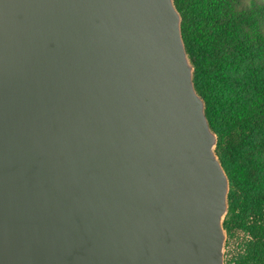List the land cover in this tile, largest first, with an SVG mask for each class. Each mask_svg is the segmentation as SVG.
Here are the masks:
<instances>
[{
    "label": "water",
    "instance_id": "water-1",
    "mask_svg": "<svg viewBox=\"0 0 264 264\" xmlns=\"http://www.w3.org/2000/svg\"><path fill=\"white\" fill-rule=\"evenodd\" d=\"M193 77L174 0H0V264H225Z\"/></svg>",
    "mask_w": 264,
    "mask_h": 264
},
{
    "label": "trees",
    "instance_id": "trees-1",
    "mask_svg": "<svg viewBox=\"0 0 264 264\" xmlns=\"http://www.w3.org/2000/svg\"><path fill=\"white\" fill-rule=\"evenodd\" d=\"M174 2L230 181L224 228L245 231L225 264H264V0Z\"/></svg>",
    "mask_w": 264,
    "mask_h": 264
},
{
    "label": "rangeland",
    "instance_id": "rangeland-1",
    "mask_svg": "<svg viewBox=\"0 0 264 264\" xmlns=\"http://www.w3.org/2000/svg\"><path fill=\"white\" fill-rule=\"evenodd\" d=\"M226 233L227 239L225 248V259H229L239 247H242L245 238V231L242 229H236L232 230L230 233Z\"/></svg>",
    "mask_w": 264,
    "mask_h": 264
}]
</instances>
